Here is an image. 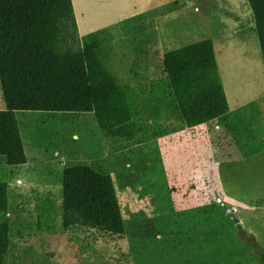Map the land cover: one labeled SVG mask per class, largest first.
<instances>
[{
    "label": "rangeland",
    "instance_id": "rangeland-1",
    "mask_svg": "<svg viewBox=\"0 0 264 264\" xmlns=\"http://www.w3.org/2000/svg\"><path fill=\"white\" fill-rule=\"evenodd\" d=\"M79 1L88 25L99 27L110 11L108 0ZM65 2L53 1L50 8V42L57 56L59 39L68 40L74 29L71 4L67 8ZM211 3L214 12L235 19L237 12ZM183 15L173 18L170 37H162L161 12L155 11L116 28L111 39L108 62L121 84L139 92L148 134L139 132L134 140L115 135L108 132L110 123L99 124L95 112L17 113L27 162L12 166L0 156V181L10 192L7 264H260L236 220L264 243V105L251 118L244 110L245 120L190 127L164 108L166 96L152 93L165 76V52L210 37H195L199 28L193 18L179 27ZM79 43L76 38L64 45L65 53L79 51ZM254 72L238 71L246 100L264 88V78ZM149 103L161 109L156 125ZM154 129L158 135L148 136ZM76 162L108 167L123 237L64 228L63 170Z\"/></svg>",
    "mask_w": 264,
    "mask_h": 264
},
{
    "label": "trees",
    "instance_id": "trees-1",
    "mask_svg": "<svg viewBox=\"0 0 264 264\" xmlns=\"http://www.w3.org/2000/svg\"><path fill=\"white\" fill-rule=\"evenodd\" d=\"M53 1L61 2L0 0V82L7 106L0 110V156L12 166L27 162L17 116L20 111L95 112L99 124L110 123L108 132L115 135L134 140L139 132L148 134L139 92L130 84H121L109 66L110 46L90 43L85 52H76L74 48L73 53H65L64 45L76 39L71 0L62 1L67 8L71 4L72 36H67L66 41L59 39L58 56L52 53ZM57 37L54 35V39ZM163 67L165 76L152 93L166 96L164 108L185 124H204L228 113L229 102L211 38L165 52ZM149 106L153 107L152 124L156 125L160 106ZM152 135H158L156 129L148 136ZM62 185V217L67 231L91 228L123 237L120 211L106 165L73 163L64 168ZM9 200V185L0 181V264H7L11 245ZM236 222L248 246L256 251L259 263L264 264V246L238 219Z\"/></svg>",
    "mask_w": 264,
    "mask_h": 264
},
{
    "label": "crops",
    "instance_id": "crops-1",
    "mask_svg": "<svg viewBox=\"0 0 264 264\" xmlns=\"http://www.w3.org/2000/svg\"><path fill=\"white\" fill-rule=\"evenodd\" d=\"M212 1L108 0L105 5L106 8L110 9L108 15L102 18L103 21L99 24V27L92 28V26L88 25L90 24V19L86 16L81 2L79 0H71L76 26L73 35L80 42L78 49L81 52H85L90 43L100 42V47L110 46L112 53L113 45L111 39L116 28L122 26L124 23L141 16L150 15L155 11H160L163 26L162 37H166V35L170 37L173 18L181 16V13L184 12V20L180 19L178 21L180 24L179 27H185L193 18V27L199 28L195 37L200 38L205 33L204 35H209L210 37L208 38H211L214 43L221 79L229 102L228 113L217 119L225 121L227 118H230L237 121L235 118H238V120L244 118L243 116L246 114L242 113L244 110L250 111V118L255 113L258 116V113L263 111L258 106L260 104L264 105V88L261 91L255 90L251 100L244 99L246 92H242V89L240 90L243 87L242 74L238 73V71H255L254 73L257 72L264 78V0H216L217 3L222 2L227 11L230 9L231 11L237 12L235 19L228 16L229 14L227 17L224 13L218 14L214 12V9H212ZM220 6L224 10V7L222 5ZM185 13H187L186 18ZM185 20H189L187 24H185ZM195 41L191 43H195ZM185 45L187 44L176 48ZM238 49H240L238 53L240 57L238 55L235 57L233 52ZM255 77L257 78V74ZM2 95H0L1 104L2 102L4 103L0 109H5L7 106ZM233 103L234 106L232 105ZM256 127L253 126L254 129ZM259 241L264 246V243L261 240Z\"/></svg>",
    "mask_w": 264,
    "mask_h": 264
},
{
    "label": "water",
    "instance_id": "water-1",
    "mask_svg": "<svg viewBox=\"0 0 264 264\" xmlns=\"http://www.w3.org/2000/svg\"><path fill=\"white\" fill-rule=\"evenodd\" d=\"M229 211H231V209H229Z\"/></svg>",
    "mask_w": 264,
    "mask_h": 264
}]
</instances>
